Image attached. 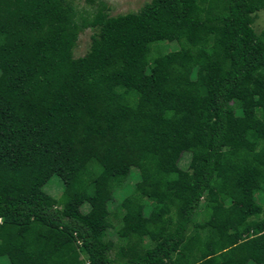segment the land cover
Returning a JSON list of instances; mask_svg holds the SVG:
<instances>
[{
    "label": "trees",
    "instance_id": "16d2710c",
    "mask_svg": "<svg viewBox=\"0 0 264 264\" xmlns=\"http://www.w3.org/2000/svg\"><path fill=\"white\" fill-rule=\"evenodd\" d=\"M88 1L0 0V257L264 260V28L251 26L264 0H149L116 16ZM162 41L177 48L149 56ZM130 168L116 242L106 211L80 206L110 199ZM51 176L57 197L43 189Z\"/></svg>",
    "mask_w": 264,
    "mask_h": 264
},
{
    "label": "rangeland",
    "instance_id": "374dc122",
    "mask_svg": "<svg viewBox=\"0 0 264 264\" xmlns=\"http://www.w3.org/2000/svg\"><path fill=\"white\" fill-rule=\"evenodd\" d=\"M107 6L106 13L109 16H116L118 14H123L129 11L138 10L144 3L149 0H101ZM76 9H82L86 11H90L92 9V5L88 0H72ZM253 30L257 33L261 29L264 28V10H259L255 13L253 21L251 23ZM91 28H85L81 32L77 34L75 43L72 47V56L77 57L83 55L89 44V35L92 33ZM177 48V43L174 41H162L157 43H152L150 45L149 56H156L159 54H164L169 51H173ZM255 104L261 106L263 102L260 99L255 100ZM188 162V154L182 153L179 156L177 164L180 168H185ZM137 179V173L134 168H130L128 173L121 182V185L114 189L113 194L110 199L106 202H97L96 205H89L87 202H84L80 206V210L85 214H90L91 217L96 216L99 212L104 209L107 213V220L109 222V227L106 229L107 237L112 239L113 241L118 242L117 234L115 233V229L120 225V215L122 214L123 209L118 208V203L121 199H125L130 196L133 183ZM43 189L46 193L50 194L53 197H57L62 190V186L60 182L57 180L55 176H51L43 185ZM254 197L256 202L261 205V213L258 217H262L264 215V193H255ZM144 211L146 212L149 208V202L143 200ZM144 212V213H145ZM199 218V217H198ZM7 260L4 257H0V264H7ZM246 264H264V260L260 262H254L252 260L248 261Z\"/></svg>",
    "mask_w": 264,
    "mask_h": 264
}]
</instances>
